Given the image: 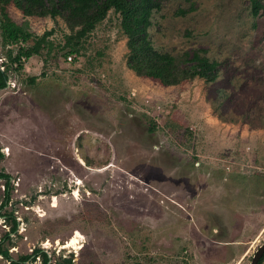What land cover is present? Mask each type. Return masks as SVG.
<instances>
[{
    "label": "rangeland",
    "instance_id": "obj_1",
    "mask_svg": "<svg viewBox=\"0 0 264 264\" xmlns=\"http://www.w3.org/2000/svg\"><path fill=\"white\" fill-rule=\"evenodd\" d=\"M249 3L161 1L154 49L216 67L169 86L126 66L112 9L77 36L6 6L30 37H0V248L14 261L0 264H42L37 249L47 264L249 263L264 239V0L257 15ZM45 32L38 54L10 62Z\"/></svg>",
    "mask_w": 264,
    "mask_h": 264
},
{
    "label": "trees",
    "instance_id": "obj_2",
    "mask_svg": "<svg viewBox=\"0 0 264 264\" xmlns=\"http://www.w3.org/2000/svg\"><path fill=\"white\" fill-rule=\"evenodd\" d=\"M162 0H0V37L5 45L24 44L30 37V33L13 22L7 12L6 6L12 4L23 15L60 17L66 24L79 27L77 36L84 35L94 28L95 24L101 21L106 12L112 9L119 17L121 32L126 38V66L137 75L151 78L163 86L175 85L182 81L194 77L202 78L205 81H213L216 77L215 62L210 61L199 51H192L191 54H183L181 58H176L168 52H161L154 49L148 39L147 28L150 25V17L154 11L160 8ZM263 0H250L249 11L252 15H257L262 9ZM48 32L35 38L32 44L18 46L14 56L9 58L16 67L21 66V58L28 59L33 54H38L44 47L46 40L44 37ZM70 36H67L68 43ZM9 50L7 49V52ZM77 53L76 48H71L65 53ZM6 75L0 71V89L5 86ZM0 158L2 153L0 152ZM0 178L5 179L7 184L8 175L0 173ZM6 191V190H5ZM4 191V192H5ZM7 195V192H6ZM6 200V198H5ZM5 202V201H4ZM14 223V222H13ZM14 229L12 225L11 230ZM42 256V264H47L46 256L39 249L33 254ZM0 255L10 260L6 250L0 248ZM29 255L20 256L19 260L24 261ZM264 257V252L259 258V264ZM14 262L10 260L9 263ZM53 264H69V260H62Z\"/></svg>",
    "mask_w": 264,
    "mask_h": 264
},
{
    "label": "water",
    "instance_id": "obj_3",
    "mask_svg": "<svg viewBox=\"0 0 264 264\" xmlns=\"http://www.w3.org/2000/svg\"><path fill=\"white\" fill-rule=\"evenodd\" d=\"M264 252V239L262 240V242L255 248L250 261L248 264H257L259 258L261 257V255Z\"/></svg>",
    "mask_w": 264,
    "mask_h": 264
},
{
    "label": "bare ground",
    "instance_id": "obj_4",
    "mask_svg": "<svg viewBox=\"0 0 264 264\" xmlns=\"http://www.w3.org/2000/svg\"><path fill=\"white\" fill-rule=\"evenodd\" d=\"M78 237L79 234H76L70 241L67 242V245L64 248H76L78 246Z\"/></svg>",
    "mask_w": 264,
    "mask_h": 264
},
{
    "label": "built area",
    "instance_id": "obj_5",
    "mask_svg": "<svg viewBox=\"0 0 264 264\" xmlns=\"http://www.w3.org/2000/svg\"><path fill=\"white\" fill-rule=\"evenodd\" d=\"M66 60H67V61H71V57H70V55H67V56H66ZM21 61H23V58H21ZM0 69H1V68H0Z\"/></svg>",
    "mask_w": 264,
    "mask_h": 264
}]
</instances>
